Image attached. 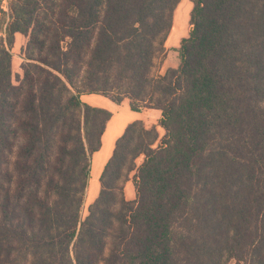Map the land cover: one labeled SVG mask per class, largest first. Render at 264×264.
Segmentation results:
<instances>
[{"label":"trees","instance_id":"16d2710c","mask_svg":"<svg viewBox=\"0 0 264 264\" xmlns=\"http://www.w3.org/2000/svg\"><path fill=\"white\" fill-rule=\"evenodd\" d=\"M180 2L0 8V264H264V0H192L179 66L161 74ZM92 94L161 111L164 135L127 126L83 218L112 117Z\"/></svg>","mask_w":264,"mask_h":264},{"label":"crops","instance_id":"0c3cea01","mask_svg":"<svg viewBox=\"0 0 264 264\" xmlns=\"http://www.w3.org/2000/svg\"><path fill=\"white\" fill-rule=\"evenodd\" d=\"M2 3V0H0ZM3 9H5L6 5L2 4ZM8 12V5L7 11ZM1 18V16H0ZM173 35L172 30L166 41V50H178L181 45V41L184 38H187V34L183 33L178 39L177 37L171 38ZM171 40V41H170ZM27 42V38L22 34L17 33L15 35V43L12 48V55L15 57L14 52L18 51L17 57H22L20 55V50L25 47ZM22 54V53H21ZM172 57H166L163 64L161 65V74H164L168 69H176L179 66V58L177 61H172ZM21 69V66H20ZM22 72V71H21ZM82 100L94 107H100L107 109L112 113V117L107 123L105 132L102 136V146L101 149L95 152L92 155L91 161V180L87 191V197L90 185L95 183L100 179V176L111 158L113 151L115 149V145L117 140L124 134L127 126L135 121H143L146 128L156 127L157 130L159 128V120L161 118V111L159 110H151L148 112H137L133 111L130 107V101L128 99H124L120 104H116L109 99L100 96V95H84L82 96ZM159 132V131H158ZM107 151V152H106ZM105 152V153H104ZM143 162V157H140L137 160V165H140ZM134 173L131 175V179L125 184V197L127 200H135L136 198V189L133 181ZM100 191V188H99ZM97 192V194L99 193ZM95 194V195H97Z\"/></svg>","mask_w":264,"mask_h":264},{"label":"rangeland","instance_id":"374dc122","mask_svg":"<svg viewBox=\"0 0 264 264\" xmlns=\"http://www.w3.org/2000/svg\"><path fill=\"white\" fill-rule=\"evenodd\" d=\"M0 8L3 9L1 1H0ZM192 8H193L192 0H181V2L179 3L177 9L174 12L173 27H172L173 35H172L171 38L177 37V39H178L183 33L184 34L186 33L187 36H189V33H190L191 29H192V26L190 24V14H191ZM3 10L7 11V6ZM170 34H171V32H170ZM178 50H176V52H175V50L174 51L173 50H169L166 53V57H168V56L172 57L171 58L172 61H177V59L179 58ZM17 53H18V51L16 49V51L14 52L15 57H13V61H12L13 82H14V84H17V76L21 75V73H22L21 69H20V66H21L23 60H22V57H17ZM19 53L22 56V54H21L22 51L21 50H20ZM160 71H161V65H159V67H158L156 72L160 73ZM158 131H159L160 138H162L163 135H164V130L159 126ZM157 145L158 144H156L155 147ZM99 188H100V185H99L98 181L96 182V184L92 183L90 185L89 192H88L89 194H88V197H87V199L85 201V205H84V208H83V211H82L83 218L86 217L87 214H88L89 205L92 204V202L97 198V196L99 194V193L97 194V192L99 191ZM95 194H97V195H95ZM231 264H234V263H231Z\"/></svg>","mask_w":264,"mask_h":264},{"label":"built area","instance_id":"2783aa9c","mask_svg":"<svg viewBox=\"0 0 264 264\" xmlns=\"http://www.w3.org/2000/svg\"><path fill=\"white\" fill-rule=\"evenodd\" d=\"M2 4H4V5H8V0H2Z\"/></svg>","mask_w":264,"mask_h":264}]
</instances>
